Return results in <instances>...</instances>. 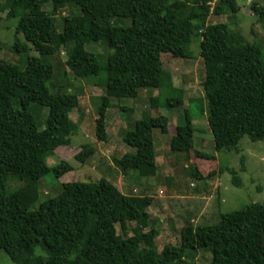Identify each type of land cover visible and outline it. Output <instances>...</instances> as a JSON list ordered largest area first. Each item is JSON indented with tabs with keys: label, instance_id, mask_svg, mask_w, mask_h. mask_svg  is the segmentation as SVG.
Wrapping results in <instances>:
<instances>
[{
	"label": "trees",
	"instance_id": "1",
	"mask_svg": "<svg viewBox=\"0 0 264 264\" xmlns=\"http://www.w3.org/2000/svg\"><path fill=\"white\" fill-rule=\"evenodd\" d=\"M49 1L56 3V10L73 9L62 18L60 32L55 13L43 9ZM211 1L11 0L8 16L19 17L15 49H26L20 39L23 35L39 54L28 57L24 67L0 57V249L14 264H187L188 250L207 247L212 254L210 264H264V202L221 212L213 224L195 225L186 220L180 245L165 244L160 251L156 245L160 231L148 211L154 197L125 194L105 178L63 183L57 196L32 208L43 176L52 171L60 177L73 169L65 159L47 164V157L70 145L79 129L70 116L80 108L79 94L63 83L55 85L56 66L48 60L62 48L67 56L65 75L70 72L80 79L104 74L101 81L106 94L101 96L95 119L99 141L107 139L105 115L111 98L136 97L143 87L161 88L166 75L163 56H192L189 45L199 34L206 68L201 84L215 148H235L244 135L264 139L261 48L227 23L209 24L210 15L236 13L239 8L236 0H218L211 13ZM251 8L261 14L264 3L254 2ZM126 20L131 23L125 24ZM98 42L103 44L104 54L86 49L87 44ZM48 84L56 90L51 91ZM173 90L164 100L168 108L185 104L184 89ZM36 103L49 109L41 130L32 113ZM168 121L163 114L138 119L123 135V141L136 152L115 157L114 163L124 171L154 175L153 130L167 131ZM187 122L176 125L172 150L193 149L194 126ZM94 152V146L86 143L75 158L83 163ZM194 152L198 157L215 158L200 150ZM217 171L203 174L196 166L191 175L206 180ZM230 173L240 186L235 170ZM9 180L23 184L9 191ZM129 222L137 224L134 234L124 236ZM117 224L124 234L118 232Z\"/></svg>",
	"mask_w": 264,
	"mask_h": 264
},
{
	"label": "rangeland",
	"instance_id": "2",
	"mask_svg": "<svg viewBox=\"0 0 264 264\" xmlns=\"http://www.w3.org/2000/svg\"><path fill=\"white\" fill-rule=\"evenodd\" d=\"M11 0H0V57L25 66L26 59L39 56L32 44L26 42L23 35L21 41L26 43V49H15V27L19 17H9L8 7ZM239 8L236 13L212 14L209 24L227 23L231 30L239 31L248 42L257 43L261 48L264 63V8L261 14L254 12L251 4L262 5L263 0H236ZM56 3L51 1L44 4L43 9L55 13L57 31H62V18L73 12L71 7L56 10ZM126 20L125 24H130ZM201 35L194 36L189 49L190 57L163 56V67L166 72L164 82L159 87H143L138 90L136 97L111 98V106L107 109L105 120L107 139L99 141L95 136V119L101 105V96L106 94L101 78L96 77L75 79L70 72L64 74V61L67 59L65 49H60L55 56L48 60L55 64L53 82L63 83L65 88L77 92L80 98V108L70 112L71 118L79 124V129L71 136L68 146H61L53 155L47 157V164L53 166L62 159L68 160L73 169L60 177L50 172L39 180V195L32 208H37L40 202L57 196L63 183L72 181H98L101 178L112 182L120 191L129 195H151L154 197L148 211L157 221L160 234L156 245L160 251L165 244L180 245V230L186 220L198 224H213L220 219L219 213L231 212L248 204L264 202V139L252 140L244 135L238 145L231 149L215 148L213 136L207 121V104L204 98L202 81L205 78V63L200 55ZM103 44L91 43L87 50L96 54H104ZM61 64V65H59ZM59 65V66H58ZM66 77L70 79L68 83ZM172 85V87H171ZM51 91L55 86L48 84ZM173 87L184 89L185 104L168 108L164 104L167 96L174 94ZM67 90V89H66ZM151 97L156 101H152ZM190 109L191 118L187 119ZM32 113L38 129H44L49 109L39 104L32 105ZM166 115L169 119L168 129L163 132L159 128L153 130L156 172L154 175L141 176L136 170H122L114 163L115 157L125 153H135L136 149L123 141V135L132 129L135 122L146 116ZM192 120V121H190ZM194 126L193 149L190 151H175L170 147L176 125L186 122ZM92 144L95 148L93 155L85 162L75 158L83 144ZM195 150L213 154L209 160L198 157ZM207 174L217 171L208 179L197 180L191 175L192 168ZM230 170H235L241 180L237 186L232 181ZM23 183L9 180L7 189L15 190ZM136 223L127 224L124 234L117 224L120 234H134ZM149 229L146 228L147 231ZM212 259L209 247L196 251L188 250L187 264H210ZM0 264H14L9 255L0 249Z\"/></svg>",
	"mask_w": 264,
	"mask_h": 264
},
{
	"label": "built area",
	"instance_id": "3",
	"mask_svg": "<svg viewBox=\"0 0 264 264\" xmlns=\"http://www.w3.org/2000/svg\"><path fill=\"white\" fill-rule=\"evenodd\" d=\"M216 1H218V0H212L211 2H209L210 6H211V13H212V11L214 9Z\"/></svg>",
	"mask_w": 264,
	"mask_h": 264
}]
</instances>
